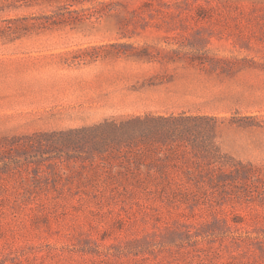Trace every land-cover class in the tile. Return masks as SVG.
<instances>
[{"label":"rangeland","instance_id":"374dc122","mask_svg":"<svg viewBox=\"0 0 264 264\" xmlns=\"http://www.w3.org/2000/svg\"><path fill=\"white\" fill-rule=\"evenodd\" d=\"M0 264H264V0H0Z\"/></svg>","mask_w":264,"mask_h":264},{"label":"trees","instance_id":"16d2710c","mask_svg":"<svg viewBox=\"0 0 264 264\" xmlns=\"http://www.w3.org/2000/svg\"><path fill=\"white\" fill-rule=\"evenodd\" d=\"M180 119L184 118L182 116L178 118L147 114L144 117L137 116L121 124L113 123L109 126L112 137L117 140V144H124L127 145L128 149H132L141 141L163 140L175 136L177 131L175 122Z\"/></svg>","mask_w":264,"mask_h":264}]
</instances>
